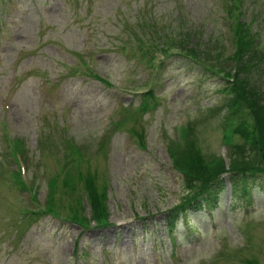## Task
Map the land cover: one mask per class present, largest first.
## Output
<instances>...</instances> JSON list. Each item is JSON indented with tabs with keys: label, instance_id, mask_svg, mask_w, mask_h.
Returning <instances> with one entry per match:
<instances>
[{
	"label": "rangeland",
	"instance_id": "1",
	"mask_svg": "<svg viewBox=\"0 0 264 264\" xmlns=\"http://www.w3.org/2000/svg\"><path fill=\"white\" fill-rule=\"evenodd\" d=\"M223 2L0 0V264H264L263 173L247 176L246 194L233 192L220 174L210 210L189 211L187 225L177 214L171 226L165 220L185 183L170 155L185 125L187 146L206 165L243 158L241 151L230 155L232 143L256 152L250 141L223 133L238 120L223 113L232 94L222 81L234 77L236 96L250 91L264 103V0H239L231 12L246 24L250 47L235 59L228 58L233 15ZM182 33L221 75L200 74L176 47L156 68L141 57L138 42L164 34L173 45ZM154 51L157 63L162 56ZM148 87L155 96L147 103L155 102L141 109ZM236 102L237 115L252 126L247 106ZM13 137L23 145L22 175L34 200L10 176L17 169L6 155ZM64 171L75 192L59 183ZM54 174L58 216L20 217L21 207L44 206ZM87 175L96 188L91 201ZM97 192L108 218L103 228L91 224ZM73 213L88 218V228L69 222Z\"/></svg>",
	"mask_w": 264,
	"mask_h": 264
},
{
	"label": "trees",
	"instance_id": "2",
	"mask_svg": "<svg viewBox=\"0 0 264 264\" xmlns=\"http://www.w3.org/2000/svg\"><path fill=\"white\" fill-rule=\"evenodd\" d=\"M223 1L224 0H222V3H224ZM227 1H229L227 6L223 5L221 9L222 8L225 9L226 12H228V17L230 18L233 15V13L231 12H233L234 6H238L239 0H227ZM249 15L250 14H248V16ZM233 17L234 15L232 16L233 22L231 24V27L233 28H230V30L233 33V36L234 38H236V40L234 41V45L232 49L233 53H231L230 54L231 56H229L228 58L233 57L235 59L236 57L238 58L240 54H243L246 51V49L250 47L247 46L248 42H245L246 39L243 38L245 37V33L247 32L246 24H242V22H238L237 19ZM252 21L254 20L252 19ZM140 24L143 25V23H140ZM139 30H141V28ZM150 38H149L150 41L147 45L140 43V42H138L137 45H138V48H140L141 57H142V54L147 55L148 58L146 59V61L148 63L150 62V64L148 65L151 68L157 67L158 64L161 62V59L164 55L166 56V55L171 54L169 52L167 53V50H171L173 49V47H176L177 49L175 51L176 53L180 54L183 57L186 56V58H189L193 61L195 60V62L199 65L198 68L201 71H203V73H205L206 72L205 69H207L209 71V73L207 72L209 75H214V74L221 75V73L218 72L219 71L218 67L212 68L211 66H213V64L203 61L202 57L204 54H206V52H202V51L198 52V50H196V48L194 47L196 46V44L194 46L188 45V42L186 41L187 36L185 37L183 33L181 37L177 39L176 44L173 43V45L167 43L169 41L167 38H165L164 34H154V35H151ZM242 38L244 39L243 41L241 40ZM159 40H161V42ZM155 43H157L158 46L159 45L161 46L158 47L156 46ZM155 48L156 50L154 51ZM153 51L157 52L158 55L162 56L160 59L157 60V63H154V61L151 62L153 58H156V55L153 54ZM160 51H161V54L159 53ZM214 51L217 52V54L220 53L216 49H214ZM197 52L199 53V55L196 57ZM250 55L252 56L253 54H250ZM246 60H248V58H246ZM255 60L257 62V59ZM93 76L95 77V75ZM98 79L100 81L102 80V82L106 84V81H104L103 78L101 79L98 78ZM233 80H234V77L231 78L230 81L228 80L227 77H225L224 80L222 81V82H225L224 84H226L225 87H222V90L226 88L225 92H229L230 95L232 94V98L228 99L227 102H225L226 104H228V108H226V110L223 113H225L227 119L231 120V119L236 118L238 122H236V124L233 127L232 126H229V128L226 127L223 133L227 130L228 132L226 133V136H225L227 138L229 136L232 137L233 135H236V136L238 135L241 137L242 141L244 140L250 141L254 146H257L256 152L254 151L251 154L249 153L247 154L245 151L240 149L241 147H239L237 144H234V143L230 144L229 142L230 144L229 147L231 146L230 155H234L235 157L236 155L235 153H238L237 151L239 152L241 151L240 154L244 152L243 158L241 154L240 156L237 157V160H233L232 162L230 161V163L227 164L228 165L227 167H224V165H222L221 159H215L213 161H210L209 164L206 165L204 163V159L202 158V156H200V154L193 152L190 146H187L188 143H187L186 135H187L188 130H187V126L185 125L186 127L185 126H184L185 128L183 127L181 135H179L180 138L182 139V142L177 143L176 146L172 147L174 148V150L170 153V155H174L171 157L173 167L178 166L176 168L181 170V173H183L182 177L185 178V183L183 187H181L182 190H180L181 195L177 198L178 204L175 205L173 208H170L169 209L170 211L176 210L177 208H180V206L183 207L185 203L188 205L189 208L191 207L196 208L199 206L201 196L203 198H206L208 201H212L214 199V196H216L214 191L218 190V188L220 187L219 185H221L222 178L221 176H219L220 174L226 175L228 180L230 182L232 181V184H234L236 179L241 175L247 177V176H252V174L253 175L262 174V173L264 174V103L263 101L260 100L259 95H255L254 92L248 91L247 93H245V91H242L240 89V90H237V96H236V92H235L236 87L234 88V91L232 89V85L234 84V82L232 83ZM235 82L237 81L235 80ZM244 83L245 82L243 81V83L241 84H244ZM147 93L150 95L152 94L151 91H148ZM233 93H234V97H233ZM245 94H248L249 97L246 98ZM252 94H253V97L251 96ZM235 96L237 97L236 99H235ZM238 99H240V101L243 102V104L247 106L244 112L246 116L248 115L251 116L252 121L250 122H252V126L245 123L244 122L245 120L241 121L240 116L237 115L238 114L237 110L239 108V105H238V102L236 101H238ZM147 105L148 104H147L146 97H144V99L140 101V104L138 105V107H140L141 109H145V108L147 109L148 108ZM236 105H238V108H236ZM189 127L191 128V125ZM65 143L69 145V141H66ZM257 143L259 144L260 147L257 145ZM7 145H8L7 146L8 150H7L6 155H11L13 161H15L16 156L13 154V151H16L15 152L16 154L17 153L21 154L22 144L19 140L13 139ZM63 173H64V176L60 178L59 183L66 190L68 189L69 192L71 191L75 192L77 187L76 186L74 187L71 183L72 176H70L66 171H64ZM10 176H12V180L14 181V183H16V186L19 185L22 188L25 187V185H22L23 183L19 179L18 172L12 171ZM56 176L57 175L55 174L53 176H50L47 182H45L48 193H46L47 196L45 198V204L43 208L41 209L38 208L35 211L34 210L24 211L23 214L26 213V215L23 216L24 219L26 218L28 220L30 218H35V215L39 216L41 213H45V212L58 216L57 211L55 212L53 208L54 199H53V194H52L54 193V186H55L54 182H55ZM74 176H76V178H81L79 176V173H75ZM86 178L87 179L85 180V182L88 188L91 190V192H89L90 201H91L93 199V196H92L93 192L96 193V188L94 186V183L92 182L94 181V177L92 178V176L87 175ZM194 188H196V190ZM190 190L193 192H191ZM102 196H103L102 194L98 193L95 196V199L97 200V202L96 200L92 201V205H91V202L88 201V203L90 202L89 206L92 210L90 212V214H92L91 221L97 227L105 226L107 224L106 222L108 219L107 214L104 213L105 208L103 207L102 203H100V201H102ZM76 204H77V201H76ZM75 213H73L72 216H68L66 214V217L68 218V220L75 222V224L78 223L81 226L88 227L89 225L87 221L88 218L86 219L83 216H80ZM173 216L174 215L172 214L167 215L165 219L167 221V226H171L172 221L170 219L173 218Z\"/></svg>",
	"mask_w": 264,
	"mask_h": 264
}]
</instances>
